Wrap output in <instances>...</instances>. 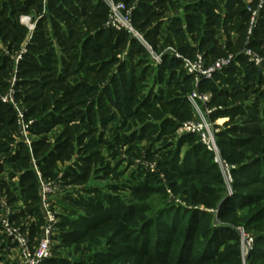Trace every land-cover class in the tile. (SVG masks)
<instances>
[{
    "label": "trees",
    "instance_id": "obj_1",
    "mask_svg": "<svg viewBox=\"0 0 264 264\" xmlns=\"http://www.w3.org/2000/svg\"><path fill=\"white\" fill-rule=\"evenodd\" d=\"M117 1L138 3L132 24L163 54L158 66L143 41L106 26L103 0H0V194L10 222L37 243L41 181H61L82 187L61 197L56 224V247L76 255L42 264H244L239 227L255 239L247 263L264 264V76L242 52L264 54V6L249 35L260 0ZM168 47L207 65L234 55L198 86L211 94L210 118L226 119L217 142L232 166L229 194L213 152L178 133L195 116V84ZM122 149L144 151L155 168ZM169 190L184 204L153 208ZM3 231L0 264L17 245Z\"/></svg>",
    "mask_w": 264,
    "mask_h": 264
},
{
    "label": "built area",
    "instance_id": "obj_2",
    "mask_svg": "<svg viewBox=\"0 0 264 264\" xmlns=\"http://www.w3.org/2000/svg\"><path fill=\"white\" fill-rule=\"evenodd\" d=\"M46 1V0H45ZM108 8V19L106 26L116 28L118 30H127L129 33L138 37V31L134 28L132 24L133 10L135 5L128 7L124 2L117 0H103ZM264 6V0H260L257 8L249 7L251 12V20L249 23L248 34L251 35L254 28L257 26L260 11ZM30 18L27 16L22 17L23 23H28ZM33 25L31 26V28ZM249 37V36H248ZM143 40L144 38L141 37ZM250 38V37H249ZM144 43L149 49L151 63L154 66H158L163 59V54L157 53L153 50L145 40ZM166 52L172 56H176L183 60V65L186 72L193 76L195 88L189 96V99L194 107V118L190 121L185 122L181 125L178 130L180 135L193 133L197 134L200 141L207 147L208 150L213 152L214 160L217 162L221 169L225 179L230 186V193L232 190L233 176H232V166L222 157L220 149L217 142V133L219 128L215 121H213L210 116L216 108H211L208 106L210 101V93H202L198 90L200 82L204 79H212L215 73L222 71L226 66H228L233 60L234 55L230 54L227 57H222L217 59L211 65H207L204 56L198 53L195 58H189L178 52L173 47H168ZM243 54L248 58L249 62L255 65L264 76V56L260 54L257 50L245 46L242 50ZM23 134L27 138L26 125L22 122ZM54 182L41 181V210L46 220L43 228V232L40 240L37 243H32L27 235L22 233L19 227L11 223L9 217L3 220L4 232L14 241L20 248V260L19 264H42L45 259L52 256V236L55 231L57 218L55 213L51 209L49 195L54 192ZM4 204L6 201L2 198ZM241 233L242 240V256L244 264H246L247 259L254 247V236L245 231L243 227L238 228Z\"/></svg>",
    "mask_w": 264,
    "mask_h": 264
},
{
    "label": "rangeland",
    "instance_id": "obj_3",
    "mask_svg": "<svg viewBox=\"0 0 264 264\" xmlns=\"http://www.w3.org/2000/svg\"><path fill=\"white\" fill-rule=\"evenodd\" d=\"M137 4L138 3L136 2L134 5H137ZM27 24L30 27L32 26L30 21ZM141 37H143L142 34H140L138 32V37L137 38L144 42V40ZM164 50H162V52ZM263 56H264V54H263ZM222 120H223V118H219V119H217L215 121L216 124H217V127H218L219 124L222 125V123L224 122V121L222 122ZM25 138L26 137H24V139ZM125 150L126 149H122L120 156L126 158V160H130V158H132L133 162L135 163V165L137 167L138 166H145V167H149V168H152V169L155 168V164L156 163L149 162V161L145 160L144 151L139 152L138 154H134L133 152L127 153ZM125 166H127V163H125L123 165V167H125ZM135 169H136L135 167H132L130 170L133 171ZM131 171L128 174H130ZM222 172H223V170H222ZM226 184H227V193L229 194L230 193V186H229L227 180H226ZM54 187H55L54 192L51 193L48 197H49V200H50L51 209L55 213V216H56L57 222H58L59 221V215L64 212V209H63V206H62L63 201H62L61 197L65 193H68V192H71V191H76L77 189H81L82 187H76V186L65 187L63 184H61V181L55 182ZM2 198H4V197L0 194V204L3 206V209L0 210V223L3 225V220L5 218L9 217L10 214H11V208H9L7 206V204L3 203ZM159 200L160 199L158 198V196H154L153 200L151 201L153 208H158V206L161 205V204H166V205L167 204L168 205L169 204L170 205L171 204H177V205L184 204V202L179 197L174 196L171 193L170 190L168 191V193H167L166 197L164 198V200H162L163 202L161 200L160 201ZM3 233L6 235V237L9 238V236L4 231H3ZM56 234H57V231L55 229L54 234L52 236V240H53L52 241V252H53L52 256L57 255L58 257L63 256V257H67V258H74L75 255H76V252L72 251V248L65 249V248H57L56 247L57 244H58V242L56 241V238H55ZM1 254L4 257V260H3L2 264H19L20 248H19L18 245H15L14 247H11L8 251H3V253H1ZM246 264H248V263L246 262Z\"/></svg>",
    "mask_w": 264,
    "mask_h": 264
},
{
    "label": "crops",
    "instance_id": "obj_4",
    "mask_svg": "<svg viewBox=\"0 0 264 264\" xmlns=\"http://www.w3.org/2000/svg\"><path fill=\"white\" fill-rule=\"evenodd\" d=\"M225 120H226V119H223L222 122L225 121ZM219 125H220V124H219Z\"/></svg>",
    "mask_w": 264,
    "mask_h": 264
},
{
    "label": "water",
    "instance_id": "obj_5",
    "mask_svg": "<svg viewBox=\"0 0 264 264\" xmlns=\"http://www.w3.org/2000/svg\"><path fill=\"white\" fill-rule=\"evenodd\" d=\"M33 27H34V26H33ZM33 27H32V28H33Z\"/></svg>",
    "mask_w": 264,
    "mask_h": 264
}]
</instances>
